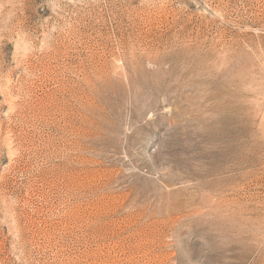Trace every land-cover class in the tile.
I'll return each mask as SVG.
<instances>
[{
    "label": "rangeland",
    "instance_id": "rangeland-1",
    "mask_svg": "<svg viewBox=\"0 0 264 264\" xmlns=\"http://www.w3.org/2000/svg\"><path fill=\"white\" fill-rule=\"evenodd\" d=\"M0 264H264V0H0Z\"/></svg>",
    "mask_w": 264,
    "mask_h": 264
}]
</instances>
